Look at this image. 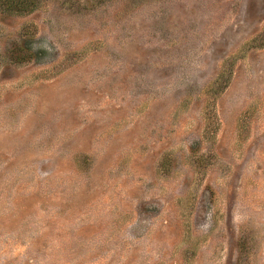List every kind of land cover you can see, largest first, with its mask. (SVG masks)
<instances>
[{
    "label": "rangeland",
    "instance_id": "rangeland-1",
    "mask_svg": "<svg viewBox=\"0 0 264 264\" xmlns=\"http://www.w3.org/2000/svg\"><path fill=\"white\" fill-rule=\"evenodd\" d=\"M0 264H264V0H0Z\"/></svg>",
    "mask_w": 264,
    "mask_h": 264
}]
</instances>
